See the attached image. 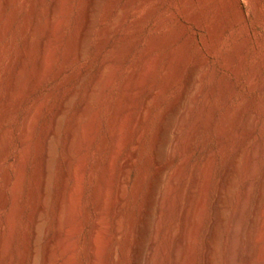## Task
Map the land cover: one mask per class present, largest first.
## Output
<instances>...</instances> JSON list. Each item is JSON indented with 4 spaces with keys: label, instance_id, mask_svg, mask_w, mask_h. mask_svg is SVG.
Listing matches in <instances>:
<instances>
[{
    "label": "rangeland",
    "instance_id": "rangeland-1",
    "mask_svg": "<svg viewBox=\"0 0 264 264\" xmlns=\"http://www.w3.org/2000/svg\"><path fill=\"white\" fill-rule=\"evenodd\" d=\"M0 1L3 2L4 0ZM31 1L34 0H29V3L25 2V0H13L10 5L4 6L6 9L4 7L1 8L3 10H1L0 13V71L2 65L8 59H21V54L24 51L25 38L27 37L26 39L30 40V45L32 46H30L24 58L28 59L30 63H28L23 79L25 85L30 83L32 77L38 79L40 76L43 77V75H46L49 79H52L60 70L63 71L60 81L64 82L76 72H79L83 77L86 75L79 85L80 87L78 88H80V90L77 92L74 101H71V105L68 107L69 110L60 126L59 139L57 138L59 144L56 142L57 145L55 146V152L57 153H55L56 162L52 171V180L49 185L50 189H48L49 192L44 203L45 207L41 217L45 233L40 238L41 240L39 239L34 245L36 247H34L36 249L35 251L39 255H37V264H48V262L49 264H60L61 261L64 262L68 257L69 259H67L64 264L67 262V264L71 262V264H85L84 239L88 234V230L84 228L79 233H75V230L82 224L85 216L88 213L91 215L93 212L96 201L94 195L95 178H98L100 170L104 166L109 155L111 143L109 132L115 109L114 105L117 99L124 93V86L126 89L131 86L132 84L130 85L129 83H132L134 78L139 74L143 76H140L141 80L138 82L139 84H137L138 86L140 85L139 89H134V92H136L133 94L137 96L135 97L133 95L134 100L132 99V104L135 101V107L141 103L146 93L162 89L163 86L165 87L164 84L167 80L172 85L170 90L164 93L156 102L154 110L155 118L153 117L151 122L152 128H161V126L164 127V125L167 127L166 124L171 126L172 118H168L169 115L167 112L175 99L179 97L182 90H184L183 86L185 85L186 79L192 77L197 80L200 74L205 75L199 82V88L202 93L199 100L200 102L193 104L191 107L192 117L194 112L198 110L199 104L201 102H207L204 111L205 114L202 115L203 117H201L202 119L199 121L200 130L195 137V143H192L191 155H188L189 159L187 158L189 162L186 160L188 165H184V169L182 170L183 178L181 179L180 186H182L181 192H183L180 194L179 208L182 209L183 214L187 213L185 216V218H187H181L185 221L177 218L175 219L178 228L176 229V233L179 235L181 231L185 230L183 231L184 234L182 232L183 235L181 234L179 239L180 242L177 244V259H175V263L173 264H203V252L206 245L204 233L207 232V222L211 217V201H213L214 195H216L218 186L223 178L222 176L231 167L232 158H234L235 154L240 150L243 154L241 153L240 155L242 156L240 158L241 160H238L240 166L236 164L238 168H235L234 175V183H238L233 184V189L231 191L233 193H230L228 196V198L230 197V199H228L229 206L227 213L229 216L226 214V219H224L223 222L225 224H223L224 226L223 228L221 227L222 229H220L221 231L219 232L222 237V242L219 246L220 249L217 255V264H224L225 262H227L225 264H228L229 261L230 264H234L232 260H227V258L230 257L231 251L227 252L225 245L227 244L226 232L231 225L232 217L235 212L234 209H237L235 206L238 207L236 202L238 201L239 204L243 199V193H245L244 190L248 182H253L251 183L253 189H250L254 191H249L251 193H248L249 198H247L248 200H246V203L248 202L249 205L247 204V209H245V215L243 216V218H246L245 220H247L248 217V221H250L249 219H252L254 216L253 214H255V204L259 201L258 188H260L263 183L264 104L261 103L263 101L259 90L261 86H264V0H117V4L115 3L112 7L113 12L119 11L123 6H128V11L124 22L117 24L119 26L116 25V28L111 32V36H108L106 31H102L104 27L110 24V16L106 13L107 3H109L110 0H100L98 13L95 19L97 24H94L95 26L91 31L92 33L88 40L86 53L84 52V57L81 61H76L74 63H72V59H75L78 45V33L88 0H62L61 7H59L60 9H58L59 11L56 12L57 15H55L54 18L55 27L50 30L47 27V22L49 21L48 8L51 0H42V3L38 7L42 10L40 15L42 18L39 17L38 19L36 31L28 33L25 37L24 34H22V29L26 23L30 21L28 19L29 11L32 6ZM143 1L144 3L140 4ZM15 11H17L16 15H13ZM48 30L50 36L45 45L46 47L44 48L42 46V48L40 37L43 32H48ZM56 46L58 48H56ZM107 51L110 53L108 56H105ZM43 55L44 61L43 59L39 60L43 58ZM65 59L69 60L65 63ZM100 59H109L111 69L107 72L105 77L107 80L109 78L110 81H107L104 79L105 77H103L102 81H105V83L104 85L101 84V91L98 93V98L95 99L97 102H93L90 111L84 115L77 126L78 128H76V137L78 141L81 139L83 140L86 136L91 137L93 141L90 139L91 142H89L88 146H85L81 142L82 146L80 152H72L71 157L73 158H70L72 163L69 167L71 175L69 177L71 178L68 179V187L65 192L64 206L66 207H63L66 213V219H68L62 229V238L60 237L61 240H58L56 238L55 221L59 193L61 191L60 179L62 171L65 169L63 159L66 158V153H63L64 150L62 148L64 141H66L70 126L75 119V115L82 107V102H84L88 89L94 81H96L99 72L102 70V65H100L102 61ZM37 61L39 66V62L43 61V67H38ZM112 69L113 71H111ZM30 75L32 76L30 77ZM35 75L37 76L35 77ZM141 81L143 83H141ZM25 82H27V84ZM58 83L59 81H51L48 84L41 83L38 88L34 87L35 90L33 94L28 98L26 103L20 107L19 111L14 114L13 118L10 119V126L13 128L20 127L32 105L40 99L50 96L47 108L42 112V116L37 121L34 129V136L38 137L48 119L47 109H51L57 104L64 90L74 86V84L69 83L67 87L56 90L55 88ZM222 94L225 95V100L221 99ZM135 107L134 104L133 107H130L131 116H134L133 114L138 110V107L136 108L137 110ZM213 115L215 117L214 121L209 125L207 121L209 119L211 120ZM250 116H252L253 121H256V124L254 123L256 125H254L255 127L252 126V123H250L252 125H247V119ZM189 124L191 123L189 122ZM169 125L167 129L165 127L164 130L163 127L161 129L163 131L168 130ZM163 135L160 136V143H163L164 140L162 141V139L166 137V134ZM13 136L12 143H16L18 138L16 134ZM221 136H223V150H221L219 145L220 142L218 141ZM161 145L154 147L152 141L149 140L146 142L144 148L145 152L142 154L143 157H141L140 161L143 163V160H145L147 156L162 152L160 149L163 150L164 147L163 144ZM256 148L257 150L255 152ZM153 151L156 152L154 153ZM15 154L16 151L13 150L12 156H15ZM252 154H254V156L256 155L254 158L255 161H250V156ZM82 161L85 162V171L81 177L80 174H76L79 172L78 169L76 170L78 172H75V169L79 167ZM140 161L139 165H142ZM251 162H254V165ZM37 164L38 156L35 155V151L32 150L31 158L26 165V170L23 173L24 175H22L23 178L19 185V196H17V200H19L16 204L17 207H15L16 211L13 214L14 216L11 217L13 220L12 233H10L9 227L8 225L6 227V224L13 205L14 194L12 192V185L14 186L17 177L16 163L12 160L10 166L5 164L2 166L1 170L0 161V204L1 200L4 204V208L1 209L0 206V226L2 225L4 230H2V233L0 232V238L1 235H3L5 239L8 238L9 240H13L8 244L9 248L7 247V254H5L3 264H20L21 262L24 234L28 231V216L36 207L38 199V190L34 178ZM6 169H8L11 178L8 185H5L4 175L2 176ZM249 170L254 172H252L253 176H248V174L250 175L251 173ZM148 172L146 173V176H148L147 181L151 178V172H149L150 175H148ZM189 174L190 176H188ZM77 175L83 180L81 182L79 178L80 183L78 185H80V188H78L80 191L69 197L68 194L71 192L72 183L74 182V178L78 177ZM246 176L251 178L249 179ZM182 181H185V183ZM259 185L260 187H258ZM191 186L192 189L194 187L195 190L193 189L190 195L188 189ZM69 198H71V200ZM72 199H74L73 202H75V205H73ZM183 202H185V204ZM68 203L71 204L69 205ZM243 218L242 220H244ZM190 219L194 220L195 223H190ZM245 220L241 223L242 225L245 223V225H243L244 227L241 225L242 232L249 223ZM263 229L264 227L262 231H264ZM244 232H246V230ZM259 232H261V229ZM73 234H75V236ZM245 234L244 238L246 240L247 235ZM260 234H262V238L264 232ZM261 238L260 240L262 241H259L258 245L261 249H264V237ZM245 240L242 245L239 244L237 247V252H239L236 255L239 264H244L250 258L251 260L254 258L251 255V257L248 256V254H250L248 252L250 248L248 249V246H246L248 244L245 243ZM58 242L60 247L57 245ZM47 243L51 245L52 249L49 259H46L45 256V251L48 247ZM188 243L192 245L190 248ZM245 246L246 248H244ZM68 248L71 249L69 250ZM261 249L260 252H262ZM63 254L64 256L62 258L61 255ZM59 255L62 259H60ZM261 255L263 256L264 253H261L260 256ZM247 256L249 259H247ZM262 256L261 258H264ZM63 262H61V264ZM249 262L250 260L247 263ZM169 263L170 260L168 261L166 259L163 264ZM250 264H255V261H251Z\"/></svg>",
    "mask_w": 264,
    "mask_h": 264
},
{
    "label": "bare ground",
    "instance_id": "bare-ground-1",
    "mask_svg": "<svg viewBox=\"0 0 264 264\" xmlns=\"http://www.w3.org/2000/svg\"><path fill=\"white\" fill-rule=\"evenodd\" d=\"M12 1L13 0H4L3 2L0 1V13H1V10H3L1 8L4 6L10 5ZM28 1L29 0H25V2H28ZM61 1L62 0H51L50 2L49 8H48L49 21L47 22L48 23L47 27L49 30L55 27L54 18H55V15H57L56 12L59 11L58 9H60L59 7H61L60 6L62 4ZM116 1L117 0H110L109 3H107L106 13H108L110 16V22H109L110 24L109 26L104 27L102 31H106L108 36H111V32L113 31L114 28H116L117 24H119L120 22L121 23L124 22V20L126 19L125 16L128 11L127 9L128 6H123L119 11L113 12L112 7L116 3ZM31 2H32V6H31V10L29 11V19H28L30 21H28L22 29L23 30L22 34H24V36L27 35L28 33H32L33 31H36L38 19L42 11L38 8L39 5L42 3V0H34ZM99 2L100 0H88L87 1V5H86L84 15H83L82 24L80 26V31L78 33V39H77L78 45H77V50L75 53V59H72L73 61L72 63L76 61H81L84 57V52L86 51V48H88L87 45H88V40L90 39V35L92 33L91 31L95 26L94 24H97L95 19L98 13ZM143 3L144 1L141 2L140 4H143ZM16 12L17 11H15L13 15L14 14L16 15ZM49 30L48 32L46 31L43 32L42 36L40 37V41L42 44L41 47L42 46L44 48L46 47L45 45L50 36ZM26 38H25L24 49H23L24 51L21 54V59H8L2 65V68L0 71L1 73V83H0V87H1V105H0L1 106V121H0L1 122V134H0L1 157H0V161H1V170H2V166L5 164H8L7 166H10L12 160L13 162L16 163L17 177H16V181L14 182V186L12 185L13 187L12 192L14 194L13 202H12L13 205H12L11 211L9 212L10 217L8 218L7 224H6V227L8 225L10 233H12L11 231H12V220L13 219L11 217L14 216L13 214L16 211L15 207H17L16 204L19 200V199L17 200V196H19L18 190L20 187L19 185L21 184L20 183L21 179L23 178L22 175H24L23 173L26 170L25 169L26 165L28 164L31 158L32 150H34L35 155L38 156V164L36 166V172L34 175L37 190H38L37 205L30 212L28 216V231L24 234L23 256L20 262V264H37L38 254L35 251L36 247L34 245L45 233L43 223L41 222V217H42V212L45 207L44 203L48 196V192H49L48 189H50L49 185L52 180L51 178L52 171L54 168V164L56 162L55 155L57 153L55 152V148H56L55 146L59 144L58 143L59 140L57 142V138L59 137L58 136L59 130L61 129L60 126L63 120L65 119V116L69 110L68 107L69 105H71V101L72 100L74 101L75 96H77V92H79L80 90V88H78L80 87L79 85L82 83L86 75L83 77L81 76L79 72H76L69 78L70 80L68 79L69 81L66 80L64 82V81H60L61 75L63 73V71L60 70L52 79H49L48 76L46 75H43V77L40 76V78L38 79H34L32 77L30 83L27 84L28 82L27 81L25 82L27 85H25L23 83V79L25 76V72H26L29 60L24 59V58L27 52L29 51L30 46H32L30 45L31 44L30 40ZM56 48L58 47L56 46ZM109 53L110 52L107 51V54L105 56H108ZM42 59L44 61V55H43V58L39 60H42ZM65 60H66L65 61L66 63L69 59H65ZM43 61L39 62L40 66L38 65V61H37L38 67H41L43 65L44 63ZM101 61L102 63L100 65H102V70L99 72V76L96 79V81H94V83L88 89L84 102H82V107L79 111H77V114L75 115V119L70 126V130L68 132L66 141H64V145L62 148L64 150L63 153L65 152L67 156L65 155L66 158L63 157L65 158L63 159L65 169L62 171V175L60 179L61 191L59 193V201H58V207H57V212H56L57 216L55 215L56 221L54 220L55 226H56V238L58 240L60 239L62 235L63 226L66 220L68 219V218L66 219V213L63 207H66L64 206L65 205V192L68 187V179L71 178L69 177L71 176L69 167L72 163L70 160V158H73L71 157L72 152L73 151L80 152L82 144H84L85 146L86 145L88 146L89 142L93 141V139L88 136L84 137L83 140L81 139L82 141L80 139H79L80 141H78L76 137V133H77L76 128H78L77 126L82 120V118L84 117V115H86V113L90 111L91 107L93 106V102L96 101L95 99L98 98L97 97L98 93H100L101 91L100 90L101 84L104 85L105 83V81L103 82L102 79L103 77H105V75H107V72L111 69L109 59H102ZM113 69L111 71H113ZM139 73H143V72H139ZM32 75H30V77ZM36 76L37 75H35V77ZM140 76L142 77L143 75L139 74L136 78H134V81H132V83L129 81L130 82L129 84L130 85L132 84L131 86H129L130 88L127 87L126 89V87L124 86L125 88L124 93L117 99L114 105L115 109H114L113 118H112L111 125H110V132H109L110 141H111L110 147H109V155H108V158L104 166L100 170L98 178H95L96 182H95V188H94V195H95L96 201H95V205L93 208V212L91 215L88 213L85 216V219L82 222V224L81 225L78 224L79 227L75 230V233L81 232V230H83L84 228L88 230V234L86 238L84 239L85 264H163L166 259L168 261L170 260L169 264H173L175 263V259H177L176 247H177L178 242H180L179 239L181 237L182 232L185 229L181 231V233L178 235V233H176L177 232L176 229L178 228H177L175 219L176 218L177 219L187 218V217L185 218L187 213L183 214L182 209L179 208V203H180L179 198H180V194L183 192V191L181 192L182 186H180L181 179L183 178L182 170L184 169L183 168L184 165H188L186 163V160L188 158V155H191L190 153L192 152V147H193L192 143L194 142L195 137L200 130L199 121L200 119H202L201 118L203 117L202 115L205 114L204 111L206 109L207 102H201L199 104L198 110L194 112L192 117H191V107L193 104H197L198 102H200L199 100H200V96L202 93H201V89L199 88V84H200L199 82L205 77V75L200 74V77L197 80L192 77H188L186 79L185 85L183 86L184 90H182L180 96L178 95L179 97L175 99V101L172 103V105L170 106L167 112V114L169 115L168 118L171 117L172 122H171V126L169 124H166L167 127H165L164 125L166 129L168 128V125H169V129L165 131H163L164 130L163 126H161V128L163 127V130L160 127L152 128L151 122L154 117V110L156 107L157 100L161 96H163L164 93L169 91L172 85L167 80L166 82L167 84L165 83L164 84L165 87L163 86L162 89H159V90L157 89L156 91H151V92L146 93L141 103L137 105L136 107H135L136 104L134 103L135 102L134 101L133 102L134 107L135 109L138 107V110L136 109L137 112L135 111L136 113L133 114L134 116H131L130 107H133V104H132V99L134 100L133 93L136 92V91L134 92L135 88L139 89L140 85L138 86L137 84H139L138 82H140L141 80ZM104 79H106V77ZM51 81H56V82L59 81V83L57 84L55 88L56 90L67 87L69 83L74 84L73 86L74 88L72 87L73 88L72 89L70 87L67 90H64L57 104L54 105L51 109L50 108L47 109L48 119L43 129L41 130L40 135L38 137H35L34 129H35L37 121L42 116V112H44L47 108L50 96L44 99H40L38 102L32 105L28 114L24 117L20 127L18 126L16 128H13L12 126H10V121H11L10 119L13 118L14 114L17 111H19L20 107L24 103H26L28 98L33 94L35 90L34 87L38 88V86L41 85V83L48 84ZM107 81H110V79L108 78ZM141 83L143 82L141 81ZM259 91L261 93L260 96L263 101L261 103L264 104V86H261ZM221 99L225 100V95L222 94ZM214 118L215 117L213 115L211 120L210 119L208 121L206 120L209 123V125L213 123ZM85 119H86V116H85ZM166 121H169V120H166ZM189 122L191 124H189ZM255 122L256 121H253L252 116L248 117L247 125L252 123L253 125L252 124L250 125L255 127L256 126ZM14 134H16L18 138V141L16 143H12V138L14 137L13 136ZM163 134L164 135L166 134V137L162 139V141L164 140L163 143H160L161 142L160 136H162ZM222 137L223 136L219 137V140H218L220 142L219 145L221 147V150L224 149V143L222 141ZM90 139L92 140L90 141ZM149 140L152 141L154 147H158L161 144H163L164 148L163 150L160 149L162 151V152L159 151L160 153L157 152L156 154H153L152 156H147V158H145V160H143V163H142L140 159L141 157H143L142 154L145 152L144 148H145L146 142H148ZM13 150L16 151L15 156H12ZM256 150L257 148L255 149V152ZM241 153L242 151L239 150L235 154V157L232 158L233 160H232L231 167L222 176L223 177L222 181L221 182L219 181L220 184L216 191V195H214L215 197L213 201H211L212 202L211 214H210L211 217L210 219H208L209 221L207 222L208 224L207 225L208 228L206 230L207 232L204 233L206 245L204 247V252H203L204 253L203 254V260H204L203 264H217V257H218L217 255L220 249L219 246L222 242L221 241L222 237L219 232L221 231L220 229L223 228L224 226L223 224H225L223 222H224V219H226L225 218L226 214L228 213V206H229L228 199H230V197L228 198V196L230 195V193H233L231 192L233 189V184L238 183V182L234 183L235 182L234 175H235V170H236L235 168L237 167L236 164L239 163L238 160H241L240 158L242 157L240 156ZM255 156L254 154H252L250 156V161H253ZM139 161L142 163V165H139L140 164ZM84 163H85L84 161L80 162V164L78 163L79 167L76 166L77 168L75 169V172L79 171L76 174H80L81 177L85 171ZM251 163H253L254 165V162H251ZM77 169L78 171H76ZM148 171L151 172V178L150 180L148 179L147 181L148 176H146L147 175L146 173ZM249 171H251V173L253 172L252 170H249ZM149 172H148V175H150ZM3 173L4 174H2V176L4 175L5 185H8L11 181L8 169H6ZM251 173L250 175L248 174V176H251V175L253 176L254 172L252 174ZM262 173H263V178H262L263 183L261 187L260 185L258 186L260 187L258 188L259 189L258 191L259 201L257 202V204H255L256 205L254 207L255 214H253L254 216L252 215L253 218L249 219L250 221H248V217H247V220H245L246 218H243V216L245 215V209H247L246 206L248 202L246 203V200H248L247 198H249L248 193H251L249 191H254V190H251L253 189L251 185V183L253 182L251 181L248 182V184L245 187V190H244L245 193H243L244 197L241 200V202L240 200H239L240 202L239 204H238V201L236 202L238 207L235 206V208L237 209L236 210L234 209L235 212L232 211L234 212V214L232 213L233 214L232 221L230 220L231 225L228 227L229 230H227L226 232L227 244L225 246H226L227 252L231 251L229 255L230 257L227 258V260L228 259L232 260L234 264H239L237 261L238 258L236 255L239 252V251L237 252L238 250L237 247L239 244L242 245V243L244 242L245 233H247L245 234L247 235V239L245 240V243L248 244L246 245L248 246V249L250 248L248 250L250 254H248L247 252L245 253H247L249 257L251 256L254 257L251 260V258L249 259V257L247 256V259H249L250 262L254 260L255 264H264V261H263L264 258H261L262 255L260 256L261 253H264L263 252L264 249H261L258 245L259 241H262L260 240V238L263 233L262 234L260 233L264 232L262 231V228L264 227V164H263ZM188 176H190V174ZM79 178L80 176L74 178V182L72 183L73 185L71 186L72 188L70 189L71 192L68 194L69 197H71V195H73L74 193L75 194L79 193L78 191H80L79 189L80 185L78 184L80 183L79 181L81 180V178L80 180ZM82 181L83 180H81V182ZM183 183H185V181ZM193 189L195 190L194 187ZM193 189H192V186L188 189L189 190L188 192L190 193V195ZM69 199L71 200V198ZM74 199H72V202L74 201ZM73 203H74L73 205H75V202ZM183 203L185 204V202ZM0 206H1V209L4 208V204L2 200H1ZM242 218L245 221L249 222L246 229L244 228L246 232H244L245 230L243 232L241 231L242 226L245 225V223L243 225L241 224L242 221H244L242 220ZM182 221H185V220H182ZM190 223L194 224L195 222L194 220H191ZM260 229H261V232H259ZM2 230H3V226L1 225L0 226L1 233H2ZM73 235L75 236V234ZM7 239H5L3 235H1V238H0V263L1 264H3L5 254H7L6 250H7L8 244H10V242L13 241L12 239H11L12 241L9 239L7 240ZM59 242L57 243V245H59L60 247ZM188 246L190 248L192 246L191 243H188ZM246 246L244 248H246ZM260 249L262 250V252H260ZM51 250H52L51 245L48 244V247L45 251L46 259L47 258L49 259ZM61 256L63 258L64 254ZM61 256H60V259H62ZM262 257H264V255ZM67 259H69V257L66 258V260L65 259L64 260L67 261ZM64 262L62 264H64ZM250 262L247 264H250ZM9 264H13V263H9ZM228 264H230V261Z\"/></svg>",
    "mask_w": 264,
    "mask_h": 264
}]
</instances>
